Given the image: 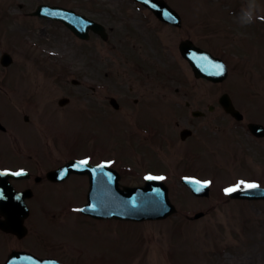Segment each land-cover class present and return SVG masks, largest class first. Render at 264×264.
Listing matches in <instances>:
<instances>
[{
  "label": "rangeland",
  "instance_id": "1",
  "mask_svg": "<svg viewBox=\"0 0 264 264\" xmlns=\"http://www.w3.org/2000/svg\"><path fill=\"white\" fill-rule=\"evenodd\" d=\"M168 1L174 7L218 9L217 12H211L215 13L217 18H222L229 28L226 29L227 34L222 29L221 23L218 27L215 26V29L223 38L226 34L231 40L229 36L231 34L236 45L240 35L237 31L241 30V23L243 26L249 24L242 14L229 16V19L225 18V14H228V9L223 7L225 0ZM195 1L197 5L194 4ZM39 4L71 8L88 18L101 22L108 28L110 42L105 43L95 35H91L88 42H80L57 25L29 17L27 12H32ZM233 4L238 7H246L245 9L254 15L258 12L264 13V1L262 0H238ZM133 6L121 0H0V56L3 52H8L13 57L11 66L0 67V86L8 89L11 96L10 100L0 97V119H21V106H24L23 113L33 112L31 117L38 118V111L34 113V107L39 103L38 98L47 96L48 93L56 98L63 92H59V90L68 87L71 88L72 105L69 109L71 114L66 116L65 122L70 130L72 141L77 142L69 143V147L77 152L90 148L93 142L88 140L92 137H100L101 128L98 119L100 98H95L84 84L100 86L98 84L101 73L100 59L110 58L109 62L112 63L119 61L123 70L129 72L131 76L138 77L137 73L134 74L130 70L129 64L125 63L124 65L122 58L116 55L110 44L113 43L118 49L122 48L121 52L127 54V61H131V44L141 43L145 49L144 52L149 54L153 67L157 65L156 63L170 66L167 64L169 57L155 45L151 37L148 43L139 39L136 29L143 26V21ZM149 23L147 22L148 25ZM152 25L153 23L149 27ZM250 27L254 28L250 34L251 41L262 51L259 53L260 58L254 59L253 55L246 54L245 49L242 48H238L239 51L234 48L233 50L234 53L239 54V57H245L248 64L247 67L244 65L245 71L241 69V62L238 61L237 72L241 78L245 75L248 90L260 102L264 113V22L255 21V25ZM42 28L46 34H42ZM132 33L139 40L135 41L133 37H129L132 36ZM177 37H179L177 32H172L169 35L170 41ZM40 42L44 47L55 48L59 51L63 49L67 52L73 64L71 77L62 81L54 78L49 69L37 66V60L42 59L38 52L39 48H37L41 44ZM250 49L253 51L252 45ZM137 50L138 48L134 49V52L138 53ZM112 56L113 58H111ZM138 62L142 66L146 64L141 56H138ZM163 69L164 71L167 69V74L174 78L178 71L176 65ZM122 74L123 72L118 73L119 80L123 82L125 88L135 82L128 80V77L125 80ZM168 75L167 81L163 76L168 86H177V83H172L175 80H169L171 77L168 79ZM72 79L82 82V86L70 84ZM146 79L149 78H142V81L147 83ZM240 84L243 85L242 80ZM229 87L236 94L233 80L229 82ZM209 89L207 84H202L200 88L202 93ZM52 104L55 107L56 101H52ZM178 116L179 113L170 112L168 118V129L174 136L179 133L173 125V121ZM55 118H61V116L58 114ZM259 120L264 123V118H259ZM196 121L200 139L203 142L207 141L210 132L207 119H197ZM16 130L22 137H33L36 134L27 126H19ZM103 135L107 141L111 139L108 130H105ZM83 136H86L87 139ZM180 143L179 141L178 146L172 148L173 153L168 152L169 157L165 158L167 165L165 163L157 164V166L165 168L151 170L159 172L166 180L170 188L171 200L179 211L176 216L162 222H146L143 225L113 220L100 222L83 220L81 225L74 226L72 240L83 242L85 249L97 251L104 261L112 259L115 264H264V203L225 202V190L231 189L239 183L241 185V178H247L248 180L245 182L249 183L256 181L254 179L256 175L261 174L262 177L259 180L264 184V160L261 165L257 163V160H261L260 157L264 156V149L260 151L257 149V145L247 138L248 147L253 148L254 152L249 151L253 156L249 158L250 164L245 167L240 164V159L233 161L232 155L226 151L220 152L218 158H211L209 150H204L206 146L202 147L201 145L197 155L200 158L197 163L192 164L194 167H189L184 166L185 155L182 152L183 145ZM100 146L106 152L125 155L120 145L105 146L100 143ZM152 161L155 163L160 160L152 159ZM43 162L48 163L49 160L45 158ZM185 172L195 173L197 177L210 184L213 182L212 179L214 180L212 195L209 199H196L185 187H181L177 178ZM137 182H139L138 178L122 179L124 185H134ZM75 184L74 179L62 196L69 198V190H72ZM221 186H224L225 190H220ZM83 188L82 184L80 187L77 186L72 198H77L79 202L84 200L85 189ZM199 211H208V213L196 221L184 218V215H193ZM131 252L137 253L136 257L131 255ZM114 253H116L115 256H113ZM95 256L96 253L88 255L90 264L97 263Z\"/></svg>",
  "mask_w": 264,
  "mask_h": 264
},
{
  "label": "flooded vegetation",
  "instance_id": "2",
  "mask_svg": "<svg viewBox=\"0 0 264 264\" xmlns=\"http://www.w3.org/2000/svg\"><path fill=\"white\" fill-rule=\"evenodd\" d=\"M107 82L115 81L107 79ZM114 85L124 100L120 81L117 80ZM130 91L133 92L132 88ZM137 93L138 97L132 99V112H136L139 107H151L153 100L157 107H163L168 100L164 92H157L154 98L152 95L146 96L143 91ZM221 95L217 96L214 92L212 96L215 106L211 113L214 141H217V135H223L243 147L241 139L245 129L235 124L225 125L227 115L219 105ZM193 99L199 102V93L193 91ZM25 121L29 122V119ZM56 148L54 138L46 134L22 137L9 133L7 129L0 130V171L25 172L18 179H8L14 191L23 193V198H0V220L9 221L6 229L0 227V264L13 252H27L40 259L73 264L70 222L67 220L69 203L66 199L55 198L54 194V188L66 181L54 183L46 177L48 171L62 164L59 163L61 152ZM45 158L49 160L48 163L43 162ZM4 194L3 191L2 196Z\"/></svg>",
  "mask_w": 264,
  "mask_h": 264
},
{
  "label": "water",
  "instance_id": "3",
  "mask_svg": "<svg viewBox=\"0 0 264 264\" xmlns=\"http://www.w3.org/2000/svg\"><path fill=\"white\" fill-rule=\"evenodd\" d=\"M145 4H150L146 0H141ZM52 14V12H49ZM58 16L57 20L65 22L70 29H72L80 37H86L88 28H92L98 32V28L92 24L85 22L82 18L75 16L71 12H54ZM62 17V18H60ZM7 64V63H5ZM108 184L114 186L112 178L108 177ZM116 187L97 192L91 189L90 199H99V203H90L84 212L100 218H118L129 220H149L165 218L174 212L173 208L168 206L166 196V188L159 184L154 183L147 188L139 190L125 189L120 190L117 182ZM194 193L199 194L197 186L189 184ZM233 197H245L249 199H264V190L253 191V195H240Z\"/></svg>",
  "mask_w": 264,
  "mask_h": 264
},
{
  "label": "snow or ice",
  "instance_id": "4",
  "mask_svg": "<svg viewBox=\"0 0 264 264\" xmlns=\"http://www.w3.org/2000/svg\"><path fill=\"white\" fill-rule=\"evenodd\" d=\"M216 67H217L218 69H220L221 72L223 71V65H216ZM80 163H81L82 165H83V164H87V160L80 161ZM19 174H20V173H15V175H19ZM146 178H148V179H152L153 177H146ZM156 179H164V177H158V178H156ZM238 187H239V185H237V187H235V188L226 189L225 191H226V193H227V192H231V191H236ZM244 187H246V188H248V189H252V188H256V187H258V185L255 184V183H247V184L244 185ZM197 190H199V189H197Z\"/></svg>",
  "mask_w": 264,
  "mask_h": 264
},
{
  "label": "clouds",
  "instance_id": "5",
  "mask_svg": "<svg viewBox=\"0 0 264 264\" xmlns=\"http://www.w3.org/2000/svg\"><path fill=\"white\" fill-rule=\"evenodd\" d=\"M252 18H253V13L252 12H249L248 13V22H251L252 21Z\"/></svg>",
  "mask_w": 264,
  "mask_h": 264
}]
</instances>
